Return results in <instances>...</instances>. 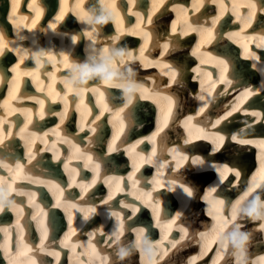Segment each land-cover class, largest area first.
Wrapping results in <instances>:
<instances>
[{
    "label": "bare ground",
    "instance_id": "1",
    "mask_svg": "<svg viewBox=\"0 0 264 264\" xmlns=\"http://www.w3.org/2000/svg\"><path fill=\"white\" fill-rule=\"evenodd\" d=\"M5 1H8L9 5H12L13 0H0V12H3L5 9L2 18L7 26L10 25V27H12V34L14 33V37L13 39H9L8 37L5 38L10 45V50H6L5 54L0 56V58L4 61L6 59L12 60L15 57V60L13 62L6 60V65L1 64V74L7 71L12 72V68L15 67L18 62L27 59L31 53L33 54L35 65L38 53H46L47 55L41 57L42 64H46V61L50 64L47 68V72L43 73V75L41 74V77H39L38 74L34 76L29 70L25 71V79L22 84L28 85V82H30L31 87L34 88L32 94L25 96L28 100H34V102L39 103L43 101L44 104L45 94L48 95V93H51L52 89L51 86L46 85L45 75L49 74L54 77V71L57 68L64 70L67 68L70 71L74 65L90 63L95 57V51L98 46L94 45L92 47L88 45L85 49H82L81 52L79 50V53L82 54L81 60L75 59V61L70 62L68 59L71 50L76 48L77 37H81L82 28L84 33H92V37H94L92 41L105 44L104 48L121 46L122 42H127L128 40L137 42L139 39H142L138 37L142 36L141 34L143 32L150 33L149 40L152 42L150 46L153 50H158L165 42L169 44L168 52H163L161 47L160 53L162 56L166 57L164 59L158 57L159 61L162 63H169L178 70L177 82L174 83V85L170 83V79L166 81L161 75L159 76L160 80L155 79L158 78L156 74H153L151 79H147V71L137 70L139 77L143 80L145 85L151 88H148L149 91L146 94L149 98L138 101L129 111L125 110L121 112L119 117H117L116 113L122 108L123 101L121 104L113 106L105 100V95L99 92L95 97L100 107L98 114L92 115L87 107H83L78 113V123L75 127L78 132L67 131L66 127L60 124V116L58 117V123L53 125L55 122L54 115L63 113L65 107L56 112H53L55 105L52 103H48L46 108L43 106V109H41V104L34 107L29 105L26 108L24 106L26 100L23 97L13 100V91L6 94L4 99H2V87L0 86V117H3L4 120V132L2 135L6 137L4 143L0 144V159L6 160V162L13 166V172L11 174L8 169L0 168V177H3L5 181L12 182L14 188H23L25 191L35 194L32 202L29 203L28 196H21L15 192L12 193V199L24 210L20 218V224L23 226L22 244L28 245L32 249V251L27 252L26 255L17 256L19 237V232L16 230L17 214L10 209L0 212V227H7L10 233V251L8 255H5L4 248H0L3 250L1 253L6 259V264H30L29 257L35 259L36 264H41V261L45 262V264H56L55 257L47 255L46 252H36V249L40 246L41 233L40 229L37 227V220L40 219L41 215L40 209H43V211L47 213L46 223L48 227V239L45 241L44 246L49 250L54 249L60 253L59 264H82V262L83 264H132L134 258H137L140 264H146V257L141 246V229L144 230V236L148 241L160 245V255L156 264H163V262L159 263V260L165 257H170L168 264H189V261L193 257H197L194 264H208L207 259H204V257H207L209 246L217 242L219 236L210 240L206 247V254H203L202 248L204 247L201 245V234L207 235L212 232L228 231L233 225H238L244 231L253 233V243L250 246L248 254V264H252V261L264 256V230L258 227L261 222L252 221L246 215L240 214L236 210L238 204L249 201L253 196L258 195L264 198V170H262V164L258 163L257 169H254V171L250 173V176H248V172H246L249 171V161L253 160L251 151V149H253L252 146L259 147L261 152H264V148H261L258 144L240 145L231 140V135H245L248 138L257 140L264 139L251 134L256 125H253L251 133H244V129H247L246 125L251 124L256 119L249 115L256 111L253 104L258 101L257 103L260 102L264 105V90H261L263 88L262 85H258L257 88L256 85H248L250 82H246L249 81L248 79L250 77L256 75L255 68L260 70L264 67V47H258V45L264 44V39H262L264 38V28L255 34L249 33L248 30H246V28L251 26V24H246L248 9L245 5L248 3V0H242L243 9L240 14H245V17L238 15L239 18H237L238 16H234L235 12L231 13L232 16L230 14L226 15V12H223L222 16L220 14L222 27L218 29L212 28L213 36L216 38L211 39L207 45L212 43L214 45L216 44V49L226 52V55L220 57L216 55L214 46L212 48L200 46L198 51L197 47L194 50L186 48L189 47V42L193 37H185L186 35L184 33L186 31L190 33V30H188L189 25L180 27V23L177 24L178 21L175 17L179 16L178 14L182 6L180 4H172V0H163V3H160V0H156L158 8H154L153 0H151L150 5L139 10L133 8L131 5L125 10V7L117 3L116 11L119 12V22L112 21L113 29L106 27L104 23H94L90 25L84 20L85 15L92 16L93 18L98 17L99 13H101L102 16L107 15L110 7L108 3L111 0H89L90 5L88 9L84 7L79 8L78 6L64 7V19L57 23L55 29L50 28L49 25L56 22L55 17L60 13L61 7L59 6H61V3H58L56 7L50 0L49 6H42L38 0H27L26 3L23 2L24 0H19L21 9L16 13H11L9 9H6ZM16 1L18 0H15L17 8L19 4ZM194 3L197 4V7L193 6ZM198 3L199 0H192L191 2V16L193 18L196 17V12L198 15ZM23 4L25 5V9L22 8ZM43 7L48 8L43 11ZM76 8H79V13ZM170 8L171 10L169 11L168 9ZM38 9H42V12L37 18ZM159 9H163V11L157 14ZM213 10L214 9H211V15ZM29 11H31L30 19ZM261 12L262 11H257L252 22L257 20L264 26V18L261 16ZM129 14L138 17L140 21L146 19L143 22V26L139 27V30L136 29V25H133L131 28L123 26L122 18L123 20L128 19V21L131 17L133 18V16ZM173 14H175V17L167 21L168 16L171 19ZM162 15H167L166 20L162 18ZM9 17H11V19H9ZM149 17L151 18V23H148ZM66 19L69 20L67 21V25L70 26L67 29L62 28L64 26L62 23ZM200 22H204V17H202ZM36 23L37 25L35 26ZM173 24L176 28L175 32L171 31ZM73 25L74 28L72 27ZM230 26H233L232 31L230 29L228 30ZM108 28H110V30L104 32L103 29ZM40 30H42V33L39 35ZM60 30L65 31L60 32ZM235 31H237L236 37L229 38V33H234ZM116 35L120 37L118 41L113 39ZM55 44L60 45L59 52H54ZM245 44L251 52H254L260 57L259 60L252 59L251 56L245 55L243 47ZM18 47H23L27 50L26 54H19L22 60L11 50H16ZM207 48H209V50H205ZM194 51H196L195 55L192 54ZM133 54L134 57L139 55V53ZM99 55L100 53L98 52L96 57ZM194 57L198 59V62L196 63L197 65L191 66L195 63ZM131 59L134 61V58H127L123 61ZM221 60L225 61L227 64V71L223 73L226 80H221L223 68V65L220 64ZM238 61L240 62V66L235 63ZM200 63H202L203 66L201 68L199 67ZM35 65L32 64L30 66ZM252 65H255V67H252ZM128 67H132V65L129 64ZM219 67L221 68L219 69L218 77L211 81L210 87L212 86V88L206 90V87H203V91H205L203 95L207 99L212 100L213 106L211 110H216V112L212 113L207 110L199 112L202 105L206 103L204 102L206 99L201 101L199 99L201 94L195 93L192 89L196 73L201 75L202 79L205 80L202 82L200 79V83L196 87L198 88L209 79V74L205 70L211 73L214 68ZM162 71L165 73L167 69H162ZM65 74L69 75L70 73ZM210 79H212V77H210ZM228 81H231V83H228ZM240 82L242 83L239 84ZM100 83L103 86H109V90L111 89L110 95L112 97L118 96L111 94V91H114V93L116 92L114 86L101 79ZM242 84H246V88L253 89L254 94H259H257L258 96L255 102H243V107H241L243 110L234 112L227 121L222 123L227 125L233 123L235 128L229 129L222 127V124L218 125L216 128L207 127V125L214 122L218 116L224 115L225 111L230 110L233 105L238 103L236 98L245 91V89L241 91ZM14 86L15 84H9V89L17 90ZM43 92L45 94H43ZM86 93L87 92L83 90L82 96ZM156 93H159V95H156ZM169 95H173L174 98L178 100V106L172 108V114L168 118L167 127H163V130L156 135V143L153 145V148H157L158 146L157 152L162 150L164 154L161 155L158 153L154 158L157 163L149 164L151 168L148 169V171L151 172L150 175L144 177L141 175L143 172L135 173L134 180L138 181V183L134 185L133 181L128 179L129 175L133 172V159L139 163L140 161L137 159V154H141L145 157L148 156L146 154L149 153L150 149L146 148L144 140L146 139L149 141L150 139L147 138L151 137L153 133L156 132L157 128L163 125L165 112L168 107L167 96ZM253 95H251V97ZM70 99H72V97H70ZM53 100L56 102L61 101V96L57 94L54 96ZM179 104L184 110L180 114H178ZM195 106L196 111L193 108ZM70 112L72 113L73 111L67 110L66 115H69ZM101 113L103 114L101 115ZM155 113L156 118L154 117ZM197 113L199 114L197 115ZM126 114H129L131 123L129 119L126 118ZM29 115H31V120L36 121L37 125L35 127L40 126L44 131H37V128L35 130H30L24 126L19 127V124H21L19 123L20 119L27 117L28 120ZM97 115L102 116L100 118V123L105 121L108 125L107 128H109L108 134L110 137L106 144H104V135L102 133L96 136L97 133L95 132L98 131H91L92 128L97 129L99 125V121L95 119ZM189 116H192L193 120L191 126L186 128L184 122ZM120 120H124L123 132H120ZM177 120L183 127L182 133L179 132L180 129L178 124H174ZM71 121H73V117ZM152 121L154 128L152 134L137 132L136 136L130 141L125 140L128 132L134 128L138 129L143 127L145 124H148V127L146 126V129H148ZM198 121L199 123H197ZM6 123H9L11 126L9 131L6 127ZM128 125L131 126L125 133V128ZM104 126V123L102 126L100 125L101 132L107 131V128ZM81 127L84 129L83 131L80 130ZM21 129H23V131H21ZM200 129H203V132H201ZM217 131H221L222 134H225L227 137L226 140H228L227 143L218 150L219 153L211 157L204 153H199L197 148H200L199 144H205L204 141L206 139H197L196 137L211 136V133ZM9 132L11 135L8 134ZM189 133L192 134V141L198 143L191 145L184 144L183 141ZM51 134L59 135V137L53 141L56 142V149L53 148ZM117 135L119 137L117 140H120L119 142L116 140L115 143L117 150L108 152L109 144L112 142L113 137ZM25 141L28 142L27 145ZM69 141L78 145L80 151L70 154L64 152L63 143ZM137 141L142 142L137 143ZM132 145H135V151L129 156L128 151ZM29 146L31 147L30 152ZM190 146H193V151L190 149ZM174 148L178 151L182 150L184 154L189 157L191 163L187 162L182 167L176 168L175 161H172L173 155L171 153V150ZM50 152H52V156H50ZM209 152L216 153L217 151H214V146L212 145ZM170 154L171 156L168 157ZM74 156H78L79 159H73ZM88 156L92 157L91 161H88ZM195 156H200L204 162L202 164H194V166L192 157ZM163 157L167 159H163ZM17 161L24 165V168L18 173L15 170V163ZM259 161L261 160L259 159ZM86 162L89 165L87 168L84 167ZM65 163L68 165L67 169L64 167ZM95 164H100V169L103 168V171H100L96 184L89 188L87 192H84L80 185L82 183L89 184L93 178L89 180L85 175V170H91L94 176L95 173L92 169ZM159 165H165V167L159 169L160 173L158 175ZM217 165H229L239 168L241 174L237 179L234 178L232 173H229L226 179L218 183L219 174ZM112 166H115V168ZM23 177H28V179H24ZM64 177L68 178V180H65L66 182L63 180ZM106 177L123 178L120 183V187L123 188V191H116L112 201L108 204H102L99 203V201L102 198L107 199L109 191H115L116 188V181L112 182L111 189L109 184L104 183ZM56 179L61 182L59 184L61 187L60 189L64 190L63 194L68 196V199L62 198L64 196H61L59 193L60 189L52 186L56 183ZM73 179L75 183L72 182ZM154 180H159L162 187L154 185ZM34 181H43V183ZM172 181H177L178 184H186L192 187L193 196L189 197L187 193H184L179 187H177L175 192L167 191L165 195H161L160 193L164 189L163 187H170ZM42 187L52 193L53 202L48 204L42 202V200H46L44 194L40 193ZM211 187H216V192L212 195L215 200L220 201V203L215 204V206L210 205L208 201H205V203L201 201ZM149 192H151L153 197L152 203L157 202V200L162 201L160 205L159 224H166L171 220H175V224L167 233L171 230H176L178 232L179 229L181 230V227L187 228V236H185L183 240H181V236H183L184 233H182L179 238L175 239L172 238V235L171 238L173 240L170 237L164 239L165 232L162 231L159 226L160 235L156 237V240L153 241L152 239H148L153 232L157 230L158 224L155 219L153 227H147L144 225V222L137 220V218L141 217L147 218L146 208L151 211L152 208L142 203V200H138L136 197L141 196L142 198H146L144 194ZM86 193L93 195H91L92 197L88 200H84L82 198ZM58 197L60 206H56ZM176 200L180 208L174 211ZM26 202L28 205H26ZM122 202L136 205L139 211L133 215L130 209L123 208ZM69 203L79 204L85 207L93 205L98 209V214L92 215L90 219L85 222L82 218L83 214L77 208L68 207ZM164 203L169 205L168 209L174 211L173 215L163 212L162 208L166 207ZM56 208L63 210V212ZM114 209L122 212L120 220L110 217L109 213ZM49 211H51V213ZM69 213H71V221L69 220ZM177 213H180L179 218L176 216ZM205 213L210 218L206 216ZM33 215L37 216V220L32 219ZM210 219H213L217 223V227L214 231H210L208 228ZM108 221L111 224L105 227ZM203 226H205L204 229H202ZM70 228L75 230L74 233L69 234ZM98 228L101 231L95 236L90 235L96 232ZM198 230H200L198 232L200 238L197 237L196 234ZM0 233L2 236L4 235L3 239H5V233ZM117 235H119V240L116 239ZM66 236H68V240L66 241L68 244L67 247L60 243L65 240ZM174 242H177L176 248L171 247V244ZM4 243L5 241L0 239V244ZM92 246H94V250ZM120 246H128L132 249L140 248L141 250L138 256L133 254L127 259L120 260L118 257V249ZM199 246L202 248H199ZM67 248H70L73 255L70 256L69 253L68 257L66 256ZM73 248H75V251H73ZM219 249L221 250L216 249L219 253L217 254L218 256L214 258V264H234L232 250L228 247H219ZM223 253H226V255L223 256ZM213 262L211 264H213Z\"/></svg>",
    "mask_w": 264,
    "mask_h": 264
},
{
    "label": "snow or ice",
    "instance_id": "2",
    "mask_svg": "<svg viewBox=\"0 0 264 264\" xmlns=\"http://www.w3.org/2000/svg\"><path fill=\"white\" fill-rule=\"evenodd\" d=\"M65 2H66V0H65ZM134 2H135V0H133V3ZM160 3H163V0H160ZM209 3H218L220 5L221 9H224V8L227 7L224 4V0H209ZM13 5H15V0H13ZM153 5H154V8H158V4L156 3V0H153ZM193 6L197 7V4L194 3ZM245 7L248 9V13H247V16H246V24L247 25L251 24V22H252L253 18L255 17L257 11L264 12V3H262L261 0H248V3L245 5ZM14 10H15V7H13V11ZM41 12H42V9H38L37 18L39 17ZM64 14H65V9L61 8L59 15H57L55 17V21L56 22L55 23H51L49 25V27L52 28V29H55L57 23H59L60 21H62L64 19ZM221 15H223V11L221 12ZM237 18H239V16ZM9 19H11V17H9ZM218 19H219L218 16L212 18V20H211L212 27L204 28L202 25L200 26L201 44L208 43L213 38L212 28L215 27ZM148 23H151V18L150 17L148 18ZM188 30L197 31V28L193 27L192 25H189L188 26ZM171 31H173V32L176 31V28H175L174 24L172 26ZM184 34L186 35L187 31ZM235 35H236L235 33H229V38H232ZM4 37H5L4 32L0 31V56H3L5 54V52H6V50H10V45H9L8 41ZM144 37H145L144 46L146 47L147 43H148V40L150 38V33L145 32L144 33ZM262 39H264V38H262ZM161 47H162V51L163 52H168L169 51V44L167 42H165ZM199 47H200V45H197V51L199 50ZM243 47H244V53H245L246 56H251V58L255 59V60H259L260 59L259 56H257L254 52H251L248 49L246 44L243 45ZM258 47H264V44L258 45ZM11 50L14 51L16 53V55L18 57H20V59L22 60V57L19 55V52L17 50H13V49H11ZM192 54L195 55L196 51H194ZM136 58L141 60L142 63L144 62V60L146 58L143 57V48H141L139 50V55ZM154 63L156 64V66L161 67L162 69H167V71L164 74L170 77V83L174 84V83L177 82L176 73L172 70V66L169 63H162L160 61H155ZM220 64L223 65L222 73H221V80H226V77L223 75V73L227 71V64L223 60L220 61ZM143 66L144 67H148L149 63H143ZM252 67H255V65H252ZM18 68H19V64H17L15 67H13L12 71L13 72H17ZM261 72H264V67L261 68ZM0 79H2V78H0ZM13 79H16V78L13 77ZM228 83H231V81H228ZM202 90H203V86H202ZM225 91H226V89H225ZM144 93H145L144 98H149V96L146 95L148 93V89L147 88L144 89ZM253 94H254V90L253 89L245 88V91L243 93H241L239 97L236 98L238 103L233 105L230 110L225 111L224 115L218 116L215 119V121L210 123V124H208L207 127L216 128L218 125H221L223 122L227 121L228 118L231 117L234 112L242 111L243 109L240 107V104L243 103V101H245L249 96H251ZM156 95H159V93H156ZM199 99L201 101H204L206 99V97L204 95H200ZM167 100H168V107H167L166 112H165V118H164V121H163V125L161 127H158L156 132L153 133V135L151 137H148L147 139H150V140L154 141L156 135H158L159 132L163 130V127H167L168 118L172 114V108L174 106H178V100L176 98H174L173 95L167 96ZM40 104H41V109H43V101H40ZM207 107H208V105L205 103L199 109V112H203L205 110V108H207ZM123 111H124L123 108L119 109L117 111V113H116L117 117H119L120 113L123 112ZM29 112H30V110H29ZM66 113H67V106L65 107V111L63 113H59L58 114L60 116V124H63ZM102 114L103 113H101V115ZM198 114L199 113H197V115ZM251 116L255 117L256 119L251 124H247L246 125L247 129L249 130V133H251V131L253 130V125L254 124H258L261 121H264V113L252 112ZM126 118H128L129 122L131 123L129 114H126ZM95 119H99V116H97ZM192 120H193L192 116L187 117L186 121L184 122L186 128H189L191 126ZM28 123H31V115H29V117H28ZM119 123H120V132H123L124 131V120H120ZM197 123H199V121ZM80 130L83 131L84 130L83 127H81ZM21 131H23V129H21ZM91 131L95 132L96 129L92 128ZM200 131L203 132V129H200ZM3 132H4V120H3V117H0V144H3L4 140L6 139V137L4 135H2ZM8 134L11 135L10 132ZM118 138H119L118 135L113 137L112 142L108 146V152H113V151L117 150L116 147H115V143H116V140ZM196 138L197 139H199V138L210 139L212 145L214 146V151H218V150H220L223 147L227 137H226L225 134H222L221 131H217V132L211 133V136H207V135L204 136V137L197 136ZM192 139H193V137H192L191 133H189V135L184 139L183 142H184V144H189V143L192 142ZM231 140L234 141V142L239 143L240 145L258 144L261 148H264V139L257 140V139L248 138L245 135H231ZM141 142L142 141H137V143H141ZM25 143H26V145L28 144L27 141H25ZM69 143H70V141H69ZM74 148H75L76 152L80 151V148H79L78 145L74 146ZM30 151H31V147L29 146V152ZM134 151H135V145H132V147L128 151V155L131 156ZM73 159H79V157L78 156H74ZM172 159H173V161H175V167L176 168L182 167L185 163H187L189 161V157L187 155H185L182 150L176 152V154L172 157ZM91 160H92V157L88 156V161H91ZM203 162L204 161L202 160V158L200 156L192 157V163L193 164H202ZM145 163H150V162L149 161H145V160H141L139 163H137V161L135 159H133V172H132L131 175H129L128 179L133 181L134 185H135V183H138V181L134 180L135 173ZM88 166L89 165L86 162L84 167L87 168ZM64 167H65V169H67V167H68L67 163H65ZM97 167H98V164H95L93 169H92L93 172L95 173V175L93 176L91 182L89 184H83V183L81 184V185H85L86 186L83 189L81 188L84 192H87L89 188H91L93 185L96 184L97 178L99 177V174H100V170H97ZM0 168L8 169L10 174L13 172L12 164L6 162V160H4V159H0ZM23 168H24L23 164L19 163L18 161L15 163V170H16L17 173L19 171H21ZM262 170H264V160H262ZM217 171H218V174H219L218 183H220L224 179H226L227 175L229 173H232L234 175V178H237V179L239 178V176L241 174V171L239 170V168H236V167H233V166H229V165H224V166L217 165ZM158 175H159V173H158ZM23 178L24 179H28V177H23ZM122 179L123 178H121V177H106L104 179V183L109 184L110 189L112 187V182L116 181V188H115V191H109L107 199H103L102 198L99 201V203L106 204V202L108 200H110V199L112 200L113 199V197H114L113 193H115L116 191H123V188L120 187V183H121ZM0 180H3V177H0ZM34 182L43 183V181H34ZM72 182L75 183V180L73 179ZM156 183L158 185H160V187H162V185L160 184L159 180H157ZM171 183H177V181H172ZM180 185H181V188H182L184 193H187V195L189 197L193 196L192 187H189L186 184H180ZM52 186H54L55 188L60 189V185L59 184H54ZM69 186H71V185H69ZM18 189L21 190V191H25L23 188H18ZM63 191H64L63 189H60L61 196L63 195ZM26 192H28V191H26ZM215 192H216V187H211L208 190V193L203 196V199L205 201H208V203L210 205H212V206H215V204L217 203L216 200L214 199L213 195H212ZM28 193H31V192H28ZM34 195H35L34 193H31V195L28 196L29 197V203L32 202V200L34 198ZM144 197H146V198H142L141 196H137L136 198L138 200H142V203L147 204L149 207L152 208V211H153V214H154V216L156 218L158 226L162 229V231L165 232L164 239H167V231L171 229V227L175 224L176 221L175 220H171V221H169L166 224H159V219H160V206H159V204L156 203V202L155 203L151 202L152 199H153L151 192L145 193ZM6 201L11 203V201H9L8 194L6 193V191L2 187H0V212H4L5 210H9L10 209L11 211H13V212H15L17 214L16 230H18V232H19L18 244H17V256L19 257V256H22V255H26L27 252L32 251V249L28 245L22 244V241H23V226L20 224V218L23 215V211L24 210L17 203H16V207L15 208H10V207L4 206ZM131 205L134 206V212L135 213L139 211V209L136 207V205H134V204H131ZM56 206H60L59 205V197L57 198V205ZM69 206H70V208H77L80 212H81V208L85 207V206H82V205H79V204H72V203H69ZM87 207H92L93 209L95 208V206H93V205H88ZM66 211H67V209H66ZM40 213H41L40 219H38V220H37V216L36 215L32 216V219L37 220V227L40 229V233H41V235H40V246L36 249V252H38V253L46 252L47 255L55 257L56 264H59L60 253L58 251L54 250V249L49 250L48 248H46L44 246L45 245V241L48 239V227H47V223H46L47 213H45L43 211V209H40ZM176 216H177V218H179L180 213H177ZM69 220L71 221V213H69ZM258 227L261 230H264V223L259 224ZM74 231H75L74 229L70 228V233L69 234L74 233ZM99 231H101V230L98 228L96 230V232H93L90 235L95 236ZM181 231H182V233H184V235L181 236V240H183L185 238V236H187V231L188 230H187V228L181 227ZM0 232L5 233V243L4 244H0V248H4L5 249V255H8V252L10 251V243H9V241H10V233H9V230H8L7 227H0ZM67 240H68V236H66L65 240L61 241L60 243L63 244L65 247H67L68 246V244L66 243ZM176 246H177V242H174V243L171 244L172 248H176ZM92 247H93V250H94V246H92ZM73 251H75V248H73ZM202 253L206 254V248H202ZM195 259H197V257L191 258V260L189 261V264H194ZM29 261H30V264H36L35 259H33L31 257H29ZM259 262H260V264H264V256L259 257ZM41 264H45V262L41 261ZM82 264H83V262H82ZM213 264H214V262H213Z\"/></svg>",
    "mask_w": 264,
    "mask_h": 264
},
{
    "label": "clouds",
    "instance_id": "3",
    "mask_svg": "<svg viewBox=\"0 0 264 264\" xmlns=\"http://www.w3.org/2000/svg\"><path fill=\"white\" fill-rule=\"evenodd\" d=\"M84 20L88 24H103L108 22L109 20L119 22V12L116 11V5L112 4L108 9V14L105 16H99L93 18L92 16L85 15ZM91 37V33H89ZM94 39V37H92ZM114 40H119V35L113 37ZM19 54L24 55L27 53V50L23 47H18L16 49ZM47 55L46 53H38L36 56V65L37 71H39L40 66L42 65L41 57ZM134 54L130 50H125L123 48L111 50L108 48L103 49L102 54H100L95 62L93 63H85L82 65H74L70 69V75L64 79V84L68 86L69 91L75 92L78 96H82L83 90L87 87L88 81L93 77H99L102 81L108 82V84L115 87L116 92L114 95H118L119 98L123 101L122 108L123 110L129 111L138 101H142L144 99V89L146 88L145 83L142 79L138 77L137 69L132 67H127L125 70L121 71L118 69V65L121 61L127 58H134ZM172 70L176 73V79L178 78V70L172 67ZM111 90V89H110ZM156 139V138H155ZM154 139V141H155ZM178 152L177 149H172L171 153L174 156ZM157 156V150L154 147L151 154L147 157L137 154V159L139 161L146 160L150 163L155 164L157 161L154 159ZM165 165L158 166V173H160L159 169H162ZM97 170H100V164H98ZM157 180H154V185L160 187L156 183ZM160 182V181H159ZM161 184V182H160ZM0 187H2L6 193L8 194V201L5 202L4 206L15 208L16 201L12 199V193L15 192L21 196H30L31 193L26 191H21L12 186L11 182L0 180ZM82 189L85 188V185L80 186ZM177 187L181 188V185L177 183H171V186L168 187V191L175 192ZM115 193H113V196ZM111 199L106 202L108 204ZM216 204H219L220 201L216 200ZM159 206L162 201L157 200ZM123 208L130 209L135 215L134 206L129 203H123ZM70 207V206H68ZM237 212L243 215H246L252 221H260L261 224L264 223V198L256 195L253 196L249 201L238 204ZM81 213L83 214L82 218L85 222H87L92 215L98 214V209L95 207H82ZM111 218H115L116 220H120L122 217V212L120 210H112L109 213ZM141 236V246L144 251V255L146 257V264H156V261L160 255V245L154 244L151 241H148L144 236V230H140ZM217 236L216 245L217 247H228L232 250V255L234 258V264H248V254L250 250V246L253 243V233L244 231L238 225L231 226L228 231L224 232H212L207 235L201 234V245L206 248L211 239H215ZM116 239L119 240V235L116 236ZM140 248L132 249L128 246H120L118 249V257L120 260H124L136 254L137 256L140 253ZM252 264H260L259 259L252 261Z\"/></svg>",
    "mask_w": 264,
    "mask_h": 264
},
{
    "label": "water",
    "instance_id": "4",
    "mask_svg": "<svg viewBox=\"0 0 264 264\" xmlns=\"http://www.w3.org/2000/svg\"><path fill=\"white\" fill-rule=\"evenodd\" d=\"M50 1L55 5V2H56L55 0H50ZM50 1L46 0V3H47L48 6H49ZM4 13H5V9L3 10V12H0V22L1 23H4V20L2 18L4 16ZM5 62H6V60H4V61L2 60L3 64H5Z\"/></svg>",
    "mask_w": 264,
    "mask_h": 264
},
{
    "label": "rangeland",
    "instance_id": "5",
    "mask_svg": "<svg viewBox=\"0 0 264 264\" xmlns=\"http://www.w3.org/2000/svg\"><path fill=\"white\" fill-rule=\"evenodd\" d=\"M123 264H124V263H123ZM132 264H140V261L137 260V258H134Z\"/></svg>",
    "mask_w": 264,
    "mask_h": 264
}]
</instances>
